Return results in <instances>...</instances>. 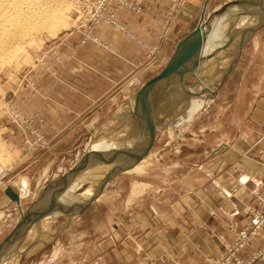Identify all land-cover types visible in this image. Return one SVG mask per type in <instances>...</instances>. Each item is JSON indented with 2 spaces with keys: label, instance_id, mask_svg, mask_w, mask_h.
Wrapping results in <instances>:
<instances>
[{
  "label": "rangeland",
  "instance_id": "374dc122",
  "mask_svg": "<svg viewBox=\"0 0 264 264\" xmlns=\"http://www.w3.org/2000/svg\"><path fill=\"white\" fill-rule=\"evenodd\" d=\"M61 1V11L51 19L52 23L51 20L48 22L49 27L39 28V35L34 40L19 45L8 63L0 66V183L10 186L20 200L19 206L11 201V206L0 208V243L13 230L21 213L46 186L64 176L67 179L79 178L64 194L63 202L67 203L61 205H77L86 202L90 196L93 199L83 210L44 217L28 231L24 227L18 232L16 244L9 248L8 261L2 264H89L92 259L98 258L100 239L113 231V226L105 229L102 223L110 209L123 206L121 195L129 191L131 183L134 187L135 183L139 184V190L134 194L140 196L142 209L148 208L151 196L163 188H166L169 196L176 198L182 192L183 182L184 186L190 188L194 177L202 182L206 167L215 170L223 163L213 159L219 158L224 143L232 146L234 141L237 144L245 140L256 141L255 138L262 133V128L256 122L257 115L252 113L257 105V94L264 91V26L247 38L240 53L237 44L240 39L232 34L254 28L264 21V14L260 12L254 15L253 8L249 10L250 2L255 0L240 1L221 14H217L219 11L214 13V10L231 0L209 2L205 7V16H209L205 27L228 24L215 27L208 34L203 46L208 47L211 54L204 56L202 53L196 78L194 76L186 82L187 86L192 87L190 96L177 105L164 121L165 125L158 132L146 158L132 170L96 188L94 185L104 174L101 175L107 163L126 149L117 152L120 147L128 141L129 147H135L147 140L148 131L141 133L133 129V124L139 120L136 125L145 131L144 102L139 94L147 92L144 90L146 83L165 67L172 47L163 60L162 46L170 34L181 31L176 20L186 0H182V4L174 9L171 1L167 0L168 8L164 10L153 43L138 38L130 31V25H137L147 14L149 6L141 0H133L139 11L120 8L116 0ZM203 6H200V11ZM153 7L158 14L163 3ZM245 10L248 13L242 16ZM108 17L123 25L124 31L111 27ZM184 32L182 30L180 35ZM257 45L259 50L255 51ZM121 46L128 50L125 55L116 51V47ZM133 46L140 47L137 53L130 52ZM202 51L205 52V49L202 48ZM217 61L220 64L216 65ZM169 91V86L163 83L151 91L148 97L151 122H158L163 113L168 112L164 106ZM84 92L96 95L104 93L103 96L113 99L107 109L101 110L102 115L97 108L88 118L78 119L74 154H67L73 143L66 142L53 149L49 133L44 128L42 130L44 113L50 116L59 111L65 114L61 117L62 123H67V108L82 104L81 95ZM195 97L201 101L192 115L186 122L178 123L179 115L182 117L185 114L188 101ZM174 102L171 97L169 103ZM15 115L20 116L22 122L17 121ZM35 133L44 142H37ZM104 139L106 142L102 143ZM132 140L135 144H132ZM235 150L239 151L234 146L231 152ZM91 152L93 158L86 163L89 168L82 164L76 170ZM17 156L28 161L39 159V164H33L20 175H28L26 179L10 180L5 173ZM105 156L107 160L102 159ZM91 163H96L97 167L91 169ZM11 175L14 176L15 172ZM89 180L94 181L90 183ZM102 188L106 192L101 198L98 193ZM116 188L120 189L118 194L115 193L117 197H106ZM259 197L264 196L258 194L244 204L245 225L239 226L237 220H231L225 223V233L215 234L218 244L216 254L201 257L200 264H207L208 259L218 257L223 252L225 245L234 243L233 228L241 229L248 225V208L257 206ZM116 198L119 200L115 201ZM229 199L233 204L239 201ZM98 204L103 206L93 209ZM211 215L215 219L218 214L214 210ZM84 216L87 220L85 228L81 224ZM263 230L264 227L239 253L243 258L254 257L253 264H264V257L260 259L255 255V251L264 249V238L258 240ZM162 251L166 253L165 249Z\"/></svg>",
  "mask_w": 264,
  "mask_h": 264
},
{
  "label": "crops",
  "instance_id": "0c3cea01",
  "mask_svg": "<svg viewBox=\"0 0 264 264\" xmlns=\"http://www.w3.org/2000/svg\"><path fill=\"white\" fill-rule=\"evenodd\" d=\"M141 1L149 6L146 10L147 14L141 20L139 19L140 23L137 25L131 24L130 31L138 38L153 43L159 22L163 19L164 10L168 5L167 0ZM213 1L221 0H209L208 3ZM159 3H163V8L157 14L153 6ZM204 3L205 0H186L185 7L179 11L176 20V25L181 31L173 32L164 42L161 50L163 60L170 48L172 47L169 56L178 40L195 24L200 6ZM182 30L185 32L180 35ZM124 47H116V51H121L125 55L128 50ZM138 48L140 49L139 46H133L130 52L137 53ZM254 49L258 51L259 45ZM167 58L169 59L168 56ZM103 94L84 92L81 95L82 104L67 108L65 112L67 123H62L61 117L65 114L59 111L56 114H49L50 116L44 113L42 130L44 128L49 133L50 139H48L52 141L53 149L66 142L73 143L69 146L67 154H74V144L78 140L79 128L76 127L78 119L88 118L93 111L96 112L97 108L102 115L101 110L107 109L108 103L113 99H108ZM255 102L257 105L252 115H257L256 122L258 127L262 128L261 135L255 138L256 141L246 142L245 140L247 145L242 140L239 144L234 141L232 146L224 143L225 147L218 154L219 158L213 159L221 160L223 163L215 170L206 167L203 183L194 177L193 185L189 188L184 186L183 182L182 192L177 194L176 198L169 196L166 188L158 190L155 196H151L148 208L143 209L140 208V196L134 194L139 190V184L135 183L134 187L131 183L129 191L121 195L123 206L115 210L110 209L107 219L102 223L105 229L113 226V231L110 235L107 232L105 237L100 239V250L96 256L98 258L92 259L89 264H200L201 257L216 254L218 244L214 238L215 234L225 233L223 232L226 229L225 223L231 220H237L239 226L245 225L244 204L258 194L264 196V91L257 94ZM234 146L239 151L235 150L232 153ZM33 164H39V159L28 161L17 156L8 166V172L5 175L10 180L26 179L28 175L24 177L20 175L26 173ZM202 169L205 170V168ZM12 172H15L14 176L11 175ZM5 188L6 185L0 183V208L11 206V201L4 194ZM66 191L62 192L66 194ZM118 191H120L119 188L111 190L106 197L112 195L117 197ZM105 192L103 188L100 189L98 197L102 198ZM229 198L239 201L233 204ZM117 200L119 199L116 198L115 201ZM100 205L94 206L93 209L97 210L103 206V204ZM214 210L218 214L215 219L211 217ZM89 212L91 211L87 213ZM81 224L84 228L86 227V216ZM262 238H264V230L260 233L258 240L261 241ZM162 249H165L166 253L163 254Z\"/></svg>",
  "mask_w": 264,
  "mask_h": 264
},
{
  "label": "water",
  "instance_id": "95a60500",
  "mask_svg": "<svg viewBox=\"0 0 264 264\" xmlns=\"http://www.w3.org/2000/svg\"><path fill=\"white\" fill-rule=\"evenodd\" d=\"M208 1L209 0H205L204 6L201 9L195 24L190 29H188L176 43L162 71L156 77L146 83L144 90L147 92L139 94V98L144 102V108L142 110L145 111V132L148 131L147 140L135 146L131 150L121 154L118 158L107 164L106 166H108L109 169L101 176L97 183H103L111 178L132 170L140 161L146 158L155 143L158 132L165 125L164 121L171 116L173 109L177 105L190 96L192 87L187 86L186 82L194 76L196 78V75L199 71V66L202 59V48L205 38V24L209 17L205 16V7ZM240 1L243 0L228 1L222 8L215 9L214 13L219 11L217 14H221ZM257 1L258 0H255L256 3ZM261 26H264V22L257 23V25L252 29H243L232 34L240 39L237 43L239 46L238 53H240V50L243 44L247 41V38ZM162 83L164 86H169L170 90L166 95L164 106V109H166V107L168 108V112L163 113L160 120L153 123L149 119L151 114V106L150 102L148 103V97L151 96V91L153 88ZM171 97L175 102L170 104L169 102ZM78 178L79 177L66 179L64 176L52 182L46 186V188L39 194L37 199L26 209V211L21 213L13 230L0 243V264L8 259L9 248L13 245V243H15L18 232L25 227L27 221L33 216L37 208L41 207V205H43V203L51 195H58V193L60 195L62 191H65L67 188H69ZM93 181L89 180L90 183ZM4 194L10 201L14 202L18 206L20 205L19 197L10 186L5 188Z\"/></svg>",
  "mask_w": 264,
  "mask_h": 264
},
{
  "label": "bare ground",
  "instance_id": "6f19581e",
  "mask_svg": "<svg viewBox=\"0 0 264 264\" xmlns=\"http://www.w3.org/2000/svg\"><path fill=\"white\" fill-rule=\"evenodd\" d=\"M61 2H63V1H61V0H0V66L8 63V61L13 56L12 54L19 49L18 48L19 45H21L23 43H27V42L31 41L32 39L34 40V37L39 35V28L44 29V28L49 27L48 22L50 23V20L54 19L53 17H57L61 11V5L63 4ZM64 3H65V1H64ZM262 3H264V0H258L257 3L251 1L250 2L251 5L249 7V10L251 11V9L253 8L254 15L256 13H260V12H263V14H264V4H262ZM243 13L244 14H242V16L247 14L248 11L245 10ZM249 13H252V12H249ZM242 16L240 15V17H242ZM253 16H252V18H256V16L255 17H253ZM55 20H56V18H55ZM239 21H240V19H239ZM51 23H52V20H51ZM250 23H252V22H250ZM227 24H228V22L223 24L222 26L221 25L220 26H213V28L212 27H210V28L205 27L204 42L208 40V34L210 32H212L213 29H215V27H223V26H227ZM206 26H207V24H206ZM207 48L208 47L203 46V49H205V52L202 51L204 56L206 53L211 54V52ZM218 64H220V61L216 62V65H218ZM200 101H201V99H197L196 97L190 99L188 101V105L186 107V110L185 111L183 110L185 112V114H183L182 117L180 114L178 117L179 120L176 119V120H178V123L186 122V120L189 119V117L192 115L194 108L196 107V105ZM159 118H160V116H159ZM140 120H141V118H140ZM138 122H139V120H137L136 123L133 124V126L135 127L133 129H136L137 132L144 133L145 131H141L140 127L138 125H136ZM106 139H104V141L102 143H105ZM132 144H135V141L132 140ZM127 146H128V148H127ZM129 146H130V144L128 141L125 145L120 147V150L117 152L122 151V149H124V148H126V149L123 152H120L119 154L115 155L114 158L111 159L107 164H109L111 161L118 158L121 154H123V153L131 150L132 148H134V146H131V147H129ZM105 147H107V146H105ZM92 158H93V153L90 154L87 158H84L82 160L81 164H79L77 166L76 170L79 169V166L82 164H85V167L89 168V165H87L86 163L90 162L92 160ZM102 159L107 160V157L106 156H105V158L102 157ZM101 163H102V161H101ZM104 163H106V161H104ZM91 164H92L91 169L97 167L96 163H91ZM108 169H109V167L105 166L101 175L103 173H105ZM103 183H97L94 186L95 187L97 186L96 188H98L99 185H102ZM69 189L70 188H67L66 192H68ZM93 191L95 192L96 189ZM61 194H60L61 196H59V194L58 195L55 194V195L49 197L43 203V205H41V207L37 208V210L35 211L33 216L27 221V223L25 225V231H28L37 221L43 219L44 217L47 218V216L59 215L60 213L73 214L75 212H78V211L82 210L86 206V204L93 199V196H90L86 202H82V203L77 204V205H72V206L66 207V206L61 205V204L67 203V202H63L64 198H65L64 193H61ZM53 203H55V204H53ZM0 256H1V254H0ZM4 263H5V261H4Z\"/></svg>",
  "mask_w": 264,
  "mask_h": 264
},
{
  "label": "built area",
  "instance_id": "2783aa9c",
  "mask_svg": "<svg viewBox=\"0 0 264 264\" xmlns=\"http://www.w3.org/2000/svg\"><path fill=\"white\" fill-rule=\"evenodd\" d=\"M172 3V6L176 7L182 4V0H169ZM117 5L122 8H129L133 11H139L133 3V0H116ZM108 22L111 27H113L117 31H124V26L120 23L116 22L112 19V17H108ZM15 119L19 122H22L20 116L15 115ZM36 141L39 143L44 142L42 137L39 136L38 133H35ZM30 145V144H29ZM257 206H250L248 208L250 214V220L246 227L241 229L233 228L235 232V241L229 246L225 245L224 250L218 257L210 258L207 260V264H253L255 258H243L239 255L240 251L250 242V240L255 237L259 230L264 227V197L258 198ZM255 255L257 258L264 257V249L255 251Z\"/></svg>",
  "mask_w": 264,
  "mask_h": 264
}]
</instances>
